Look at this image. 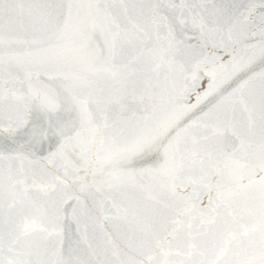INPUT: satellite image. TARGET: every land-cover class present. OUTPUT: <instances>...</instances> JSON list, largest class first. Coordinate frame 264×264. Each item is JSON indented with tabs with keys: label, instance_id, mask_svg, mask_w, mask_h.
I'll use <instances>...</instances> for the list:
<instances>
[{
	"label": "snow or ice",
	"instance_id": "1",
	"mask_svg": "<svg viewBox=\"0 0 264 264\" xmlns=\"http://www.w3.org/2000/svg\"><path fill=\"white\" fill-rule=\"evenodd\" d=\"M0 264H264V0H0Z\"/></svg>",
	"mask_w": 264,
	"mask_h": 264
}]
</instances>
